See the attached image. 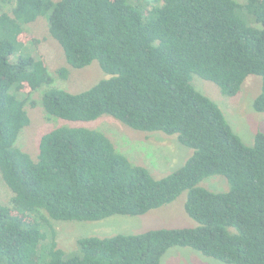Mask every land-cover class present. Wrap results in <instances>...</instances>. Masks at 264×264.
Instances as JSON below:
<instances>
[{
    "label": "trees",
    "instance_id": "trees-1",
    "mask_svg": "<svg viewBox=\"0 0 264 264\" xmlns=\"http://www.w3.org/2000/svg\"><path fill=\"white\" fill-rule=\"evenodd\" d=\"M136 1L0 0V178L12 192L0 205V264H161L177 246L226 264H264V132L247 146L192 84L196 74L235 97L248 76H260L254 109L264 113V0ZM39 18L68 65L97 61L108 78L80 93L52 87L45 56L32 51L39 40L25 30ZM42 87L49 118L79 123L108 115L134 130L175 136L193 153L157 179L104 133L59 126L41 137L33 158L16 143L30 124V96ZM215 175L226 178L228 191L199 186ZM184 192L196 227L82 237L67 254L50 224L141 216Z\"/></svg>",
    "mask_w": 264,
    "mask_h": 264
},
{
    "label": "rangeland",
    "instance_id": "rangeland-1",
    "mask_svg": "<svg viewBox=\"0 0 264 264\" xmlns=\"http://www.w3.org/2000/svg\"><path fill=\"white\" fill-rule=\"evenodd\" d=\"M58 1V0H54ZM142 7L145 0H137ZM245 4L246 0H235ZM138 4V3H136ZM13 4L6 2L3 11L10 12ZM247 22L258 27L253 17ZM25 30L30 36L39 40L37 49L45 56L50 74L54 78L52 87L66 90L71 93L83 92L108 75L101 69L97 61L83 69H75L67 64L62 47L50 36L49 27L45 18L27 24ZM67 69L66 76L60 74V69ZM192 84L202 94L214 101L222 112L233 131L241 137L247 146H253L257 133L264 132V113L254 109V100L262 89V78L250 75L246 78L240 92L235 97H228L221 93L219 87L194 74ZM48 88V87H46ZM45 87L30 96L26 109L30 117V124L24 128L16 145L23 151L36 158L41 137L59 126H84L98 130L108 136L117 150L134 164L143 166L155 178H162L181 167L192 155L193 150L181 145L175 136L162 132H143L134 130L105 115L88 122H68L64 119L49 118L41 104ZM34 101L33 106L31 102ZM201 187L216 193L229 190V183L223 176L215 175L204 179ZM12 192L0 178V205L7 204ZM187 192L182 193L174 202L151 210L145 215L128 216L114 215L100 221H55L50 220L56 231V240L61 249L67 254L78 251L77 241L89 236H113L117 234H140L159 228L196 227L197 223L186 213L185 202ZM161 264H226L214 258L207 257L189 247H173L162 257Z\"/></svg>",
    "mask_w": 264,
    "mask_h": 264
}]
</instances>
